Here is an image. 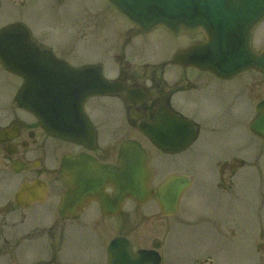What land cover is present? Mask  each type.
Listing matches in <instances>:
<instances>
[{"label":"flooded vegetation","instance_id":"af4514ba","mask_svg":"<svg viewBox=\"0 0 264 264\" xmlns=\"http://www.w3.org/2000/svg\"><path fill=\"white\" fill-rule=\"evenodd\" d=\"M83 5L82 0H0V13L4 12L0 14V28L9 23L25 25L32 41L73 66L84 64L83 58L90 55V61L102 67L110 85L109 93L86 102V110L98 133L96 149L87 151L49 136L17 101L23 79L0 64V264H92L82 260L76 250L81 231L97 239L100 226L111 231L113 223L123 226L129 223L128 202L122 203L117 215L103 211L96 201H87L77 215L60 213L63 195L68 190V182L60 173L66 157L88 152L104 163L117 164L119 146L129 138L125 134L129 130L140 132L136 119L140 115H144L146 123L155 121L156 115L165 111L190 119L197 130V141L204 140L205 131L218 134L222 128L217 123L218 96L226 84L193 57L195 47L205 42L203 35L176 36L162 28L145 33L115 11L107 0ZM112 13L127 25L116 28L118 36L113 32ZM150 35L154 39L162 37L165 50L159 51L152 40L148 49L155 53L147 56L143 41ZM88 51L91 53L86 54ZM260 83L256 75L250 82V92L255 98H252L254 113L264 101L258 92ZM229 96L230 107L236 110ZM215 122L216 127H207ZM101 126L109 127L112 137L105 146L99 144ZM227 147L230 151L234 149ZM224 159L242 162L234 153ZM25 185L30 189L20 196ZM105 194L112 200L111 188L105 189ZM25 221L31 228L19 236L15 228L20 225L18 222ZM56 227L60 231L61 252L54 239L44 247L41 242L43 231L51 232ZM108 243L109 240L107 243L99 240L98 250L92 254L107 256ZM29 244H41L37 251H43L44 255L35 253L30 262H24L21 254L28 252L24 248H34Z\"/></svg>","mask_w":264,"mask_h":264},{"label":"water","instance_id":"95a60500","mask_svg":"<svg viewBox=\"0 0 264 264\" xmlns=\"http://www.w3.org/2000/svg\"><path fill=\"white\" fill-rule=\"evenodd\" d=\"M112 5L145 32L162 26L173 34L204 33L207 43L196 50L194 58L223 78H232L258 69L264 73V52L252 47L255 27L264 19V0H110ZM205 61V62H204ZM0 62L24 79L18 94L20 105L33 112L52 136L93 148L95 128L85 111L86 101L108 92L107 81L92 65L69 66L33 43L24 26L12 24L0 30ZM97 72H96V71ZM153 124H140L141 131L159 149L178 153L195 139L191 123L171 114H160ZM264 138V104L250 125ZM63 168L72 177L64 206L79 205L88 198L97 199L102 207L111 201L104 186L114 190V202L133 199L139 204L153 196L165 215L179 209L183 192L190 179L170 175L155 193L154 176L148 154L141 143L127 140L119 151L118 166L104 165L81 154L69 159ZM114 204V203H113ZM72 209V208H71ZM71 211H74L72 209ZM154 250H133L125 238H116L109 248V264H158Z\"/></svg>","mask_w":264,"mask_h":264},{"label":"rangeland","instance_id":"374dc122","mask_svg":"<svg viewBox=\"0 0 264 264\" xmlns=\"http://www.w3.org/2000/svg\"><path fill=\"white\" fill-rule=\"evenodd\" d=\"M83 4L94 5L95 0H82ZM1 13L3 15L4 12ZM110 15L114 20V35L118 36L116 28H124L127 25L120 20L116 13ZM34 18L39 22L35 13ZM159 32L161 31H157L154 36ZM163 35L165 34L163 33ZM254 35L255 48L260 51L264 50V21L256 28ZM154 36H146L143 41V44L146 45L144 53L147 56H152L155 53L148 49L151 47L149 42L152 40L159 51L165 50V42L162 37L154 39ZM166 41L168 43L170 40ZM90 53V51L86 52V54ZM91 58L89 55L83 59L89 62ZM254 75L257 76L258 81H262L259 84L258 92L264 97V76L260 73H249L230 81H223L226 84V89L220 95L218 94L220 106H218L217 112L222 114L231 110L229 96L231 95L232 103L236 108V110L232 109L231 113L234 114L239 109L243 111L235 113L237 116L241 114L237 121L238 125L230 127L229 117L224 115L222 123L226 125L222 128L218 127V134L213 130L209 133L205 131L204 140L193 143L183 152L166 153L154 149L138 131L129 130L128 134H125L127 137H136L144 142V147L149 150L151 155V165L158 173L157 180H161L175 171L192 172L194 166L197 169L194 174L198 178L196 185L199 192L192 196V191L184 195L186 197L183 198L181 211L172 217L155 216L154 213H158L159 208L154 201L137 208H134V204H130V208H127L130 213L127 225L113 223L111 231L103 230V227L100 226L97 231V239L89 237V233L82 230L79 239L77 238L78 246L76 248L81 253L82 260L96 264L95 256L92 253L98 250L99 240L107 243L111 237L121 233L130 236L135 241L136 247H149L151 241L162 238L165 241L162 250L163 264H204L206 261H212L213 264H264V142L252 136L246 129L253 114L254 100L252 98H254V93L251 94L249 87ZM209 93L213 92L209 91ZM208 102L206 105L213 107ZM217 114H210V116ZM233 114H231L232 118ZM216 124V122L210 123L207 127H216ZM100 129L99 144L105 146L107 141L112 139L110 128L102 127ZM205 139L208 140L203 143ZM228 145L237 150L230 151ZM233 153L238 154L244 164L226 162L225 159L223 161V158ZM216 155L218 156L217 160L222 159L221 165L218 163V168L223 172L221 187L213 176V166L217 163L214 159ZM228 165L231 168L227 167ZM198 194L204 195V198L210 195V199L205 198L198 201ZM191 201L194 203L190 204ZM209 209H212L211 216ZM201 210H206L208 217L198 215ZM10 217L16 218L13 215ZM31 223L35 224L33 221ZM18 224L20 225L15 228V231L17 230L19 236L27 233L31 228L28 221L18 222ZM59 237L60 231L57 227L53 228L51 232L43 231L42 246H46L45 244L50 239H54L59 252L63 251ZM37 246L41 248V244L34 245V248H24L28 252L21 254L22 261L30 262V257L35 253L42 257L44 252L37 251ZM46 250L51 252L50 248H46Z\"/></svg>","mask_w":264,"mask_h":264}]
</instances>
